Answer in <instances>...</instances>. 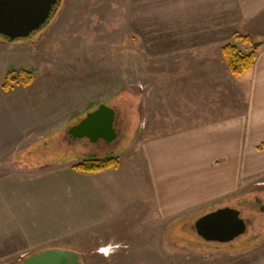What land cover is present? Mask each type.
Instances as JSON below:
<instances>
[{
	"label": "rangeland",
	"instance_id": "374dc122",
	"mask_svg": "<svg viewBox=\"0 0 264 264\" xmlns=\"http://www.w3.org/2000/svg\"><path fill=\"white\" fill-rule=\"evenodd\" d=\"M240 12L235 0H61L30 38H0V264L46 248L84 264H264V171L164 216L143 155L148 141L186 132L196 142L192 131L242 113L245 79L229 74L221 48L256 50L264 11ZM99 104L115 111L116 138L73 137ZM110 156L120 168H71ZM224 206L245 232L198 236L196 219Z\"/></svg>",
	"mask_w": 264,
	"mask_h": 264
},
{
	"label": "crops",
	"instance_id": "0c3cea01",
	"mask_svg": "<svg viewBox=\"0 0 264 264\" xmlns=\"http://www.w3.org/2000/svg\"><path fill=\"white\" fill-rule=\"evenodd\" d=\"M235 1L245 18H255L264 11V0ZM258 42L253 67L241 75L245 79L244 85L242 83L245 106L241 114L220 125L192 131L189 135H193L196 142H188V134L184 132L175 137L167 135L151 140L144 145L153 202L157 198L164 216L193 206L211 191H229L237 176L250 177L264 171V40ZM120 166L119 163L116 168L108 170ZM210 167H213V173L209 171ZM172 178L181 180L176 192H171ZM162 195H165L163 200Z\"/></svg>",
	"mask_w": 264,
	"mask_h": 264
},
{
	"label": "water",
	"instance_id": "95a60500",
	"mask_svg": "<svg viewBox=\"0 0 264 264\" xmlns=\"http://www.w3.org/2000/svg\"><path fill=\"white\" fill-rule=\"evenodd\" d=\"M58 0H0V36L9 42L28 39L42 30ZM51 18V19H50ZM115 111L99 104L69 129L73 137L112 141L116 138ZM198 236L206 241L229 242L243 234L246 222L237 208L224 206L194 222ZM18 264H84L81 254L61 248H46L24 257Z\"/></svg>",
	"mask_w": 264,
	"mask_h": 264
},
{
	"label": "trees",
	"instance_id": "16d2710c",
	"mask_svg": "<svg viewBox=\"0 0 264 264\" xmlns=\"http://www.w3.org/2000/svg\"><path fill=\"white\" fill-rule=\"evenodd\" d=\"M239 38L247 43L252 44L246 36H240ZM252 45L254 48L258 46L256 43ZM221 53L226 63L227 70L233 77H239L246 71L250 70L253 67L256 57L255 50H252L248 53H242L236 48V46L231 44L224 45L221 48ZM23 74L24 79L21 83L27 85L30 83V76L26 73ZM9 80L15 81L16 78L9 77ZM118 164L119 159L116 156H110L106 158L91 157L74 164L71 166V168L75 171L83 173H97L105 169L115 168L118 166Z\"/></svg>",
	"mask_w": 264,
	"mask_h": 264
},
{
	"label": "flooded vegetation",
	"instance_id": "af4514ba",
	"mask_svg": "<svg viewBox=\"0 0 264 264\" xmlns=\"http://www.w3.org/2000/svg\"><path fill=\"white\" fill-rule=\"evenodd\" d=\"M61 0H58V3L55 5L52 13L50 16H54L57 12V8H58V5L60 4ZM2 40H4V42H9L7 39L3 38V37H0ZM12 264H16V263H12Z\"/></svg>",
	"mask_w": 264,
	"mask_h": 264
}]
</instances>
